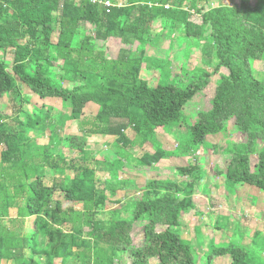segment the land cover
<instances>
[{"label": "trees", "instance_id": "trees-1", "mask_svg": "<svg viewBox=\"0 0 264 264\" xmlns=\"http://www.w3.org/2000/svg\"><path fill=\"white\" fill-rule=\"evenodd\" d=\"M105 1L110 6L106 7ZM209 1L124 0L119 4L117 0H0V52L10 50L12 55L10 72L8 61L3 54L0 56V97H19L23 86L40 100L56 98L65 102L70 120H80L83 108L91 104L95 109L92 120L81 119L90 126L79 136L68 137L70 149L84 155L86 137L92 134L114 138L126 146L130 143L125 135L128 130L141 143L149 142L153 150L131 158L135 165L154 167L167 157L165 150L154 149L155 130L179 121L183 106L206 87L215 70L224 68L227 75L215 83L210 107L198 113L185 143L177 144V150L182 157L200 150L207 136L224 133L228 120L233 119L236 131L246 137L245 144L225 140L210 148L214 154L229 156L225 170H217L224 176V184H245L249 176L242 166L243 157L250 151L264 155V72L252 68L253 61L264 60V0L254 5L238 0L236 7L217 0L215 9L202 14ZM191 12L201 17L200 23L190 20ZM157 20L161 39L171 40L176 31L185 38L197 39L199 59L204 67L212 69L193 67L189 75L181 68L179 76L187 74V84L179 88L170 83L166 62L158 60L154 67V57L145 53L146 45L156 35L151 33L150 24ZM108 39L123 45L113 59L96 48V41ZM143 65L158 70L155 85L140 78ZM29 122L19 119L17 127L10 130L0 124V143L5 147L0 153L1 163L9 162L8 169L14 170L10 173L1 166L0 219L23 195L18 216H33L32 230L19 247L14 246L10 234L0 232V261L40 264L39 260L44 259L42 262L47 264L51 259L66 264L75 248L83 264L124 263V249L114 247L122 239V223L114 217L95 219L115 190L107 195L105 189L96 186L93 169L84 166L75 168L72 178L64 176L50 186L43 185L38 166L34 165L37 153L25 136L34 131L35 124ZM44 147L43 160L52 169L65 164L61 155L60 161L53 159L55 147ZM114 147L113 154L119 159ZM16 151L22 158L11 157ZM196 171L193 166L185 171L184 179L146 180L126 190L127 201L113 213L129 214L131 222L141 223L142 234L151 236L134 249L136 264H150V259L154 264H211L222 256L230 258L229 264H252L237 245L220 246L212 241L200 247L182 239L181 217L190 211L203 214L192 199L202 179ZM255 186L264 192V173L256 178ZM57 192L63 200L55 197ZM76 203L81 204L79 210L73 208ZM83 222L90 225L87 233ZM259 235L257 231L253 238ZM40 237L48 240L47 248L39 249ZM24 249L28 250L27 256Z\"/></svg>", "mask_w": 264, "mask_h": 264}, {"label": "rangeland", "instance_id": "rangeland-1", "mask_svg": "<svg viewBox=\"0 0 264 264\" xmlns=\"http://www.w3.org/2000/svg\"><path fill=\"white\" fill-rule=\"evenodd\" d=\"M117 1L121 4L124 3V0ZM222 1L228 6L236 7L238 5V0ZM247 1L250 5H254L257 0ZM217 5V0H210L204 6L202 14L215 9ZM190 20L200 23L201 17L194 13ZM150 29L151 33L153 32L156 35L153 36L150 44L146 45L145 53L150 57H154V60H151L154 67L158 60L166 62L165 66L168 68L170 75L172 77L175 76L173 79L169 76L168 80L172 81L170 83L179 88H184L187 84L189 76L187 74L179 76L181 68L182 73H186V70L189 73L194 68L212 69L204 67L201 63L199 59L200 52L197 49L199 46L197 39L185 38L180 35L179 31L173 33L169 41L161 39V37H158V32L161 29L158 20L150 24ZM52 40H54V35ZM170 41L171 44L169 46ZM172 43L175 45L171 46ZM191 43H195V45L193 46ZM95 44L96 48L102 50L106 57L110 59L115 58L119 48L123 47L119 40L115 39H108L105 42L96 41ZM173 54H175L176 58L172 56ZM156 55L160 56L155 57ZM0 56L8 61L7 70L10 72L11 51L0 52ZM252 68L254 71L264 72V60L253 61ZM226 75L227 71L224 68L215 70L214 74L210 76L206 87L197 92L183 106L180 120L171 123L167 127H160L155 130L153 135L154 149L161 148L165 150L167 157L160 160L154 167H138L131 159L140 157L144 151L153 152L150 143H141L139 141L140 138L133 132H128L130 143L126 146L115 142L114 138L92 134L89 137L87 136L88 138L86 137L88 139V144L86 145L89 148L85 147L86 152L84 155H80L70 149L68 137L79 136L90 126L88 122L84 124L81 119L86 117L88 121L92 120L95 109L91 104H87L83 108L80 120H70L67 117L69 109L64 104L65 102L56 98L40 100L23 86H20L21 96L15 97L12 94H5V96L0 97V124L4 126L5 130L16 128L18 125L17 121L22 118L30 121L29 124H35L34 131L30 134L27 133L25 136L30 140L29 143L37 153L34 158V165L38 166L37 171L43 185L50 186L54 180L64 176L72 178L75 175V168L84 166L93 169L96 186L103 190L105 189L107 195H110L111 189L115 190V194L109 196L106 206L98 212L95 219L104 221L114 217L116 221L122 223V239H120V243L114 246L115 248L124 249L122 254L124 263L122 264H136L137 256L134 254V249L151 239V236L142 234L141 223L131 222L129 214L124 211H118L116 215L113 213L114 210H119L124 202L127 201L126 190H132L133 184L141 186L146 180L184 179L185 171L193 166L197 167L196 174L200 175L202 179L199 187L193 191L192 199L196 209H201L203 214L199 215L194 211H190L181 217L184 225L180 231L182 239L200 247L208 246L212 241L220 246H226L231 243L242 248L252 264H264V192L255 186L256 178L264 173V155L258 156L250 151L243 157L242 166L249 176L247 183L236 184L231 187L224 184V176L217 174V170H225L229 162V156L214 154L210 147L220 146L225 140L245 144L246 137L236 131L233 119L228 120L224 133L207 136L206 143L200 150L189 151L187 156L184 157L179 156L181 154L177 150V144L185 143L184 140L188 135L189 126L196 122L198 113L210 107L209 102L215 90V83ZM157 77L158 70L148 69L143 65L140 74L141 79L148 81L150 85H155ZM47 133H51L52 136ZM44 146L55 147V152L52 151L53 159L59 160L61 155L65 164H62L63 166L57 169H52L43 160ZM113 146H115L119 159L118 156L113 154ZM4 150V145L0 143V153ZM11 157L13 159L22 158L17 151L11 154ZM115 159L118 160L115 161ZM9 166V162L2 164L0 157V171L1 168L8 169ZM9 172L13 173L14 170H9ZM8 183L5 182V185L10 184ZM137 195L135 194V196ZM23 196L19 197L21 199L14 200L13 205L7 209V215L0 219V232L3 231L10 234L15 247H19L22 238L32 230L31 221L33 216H18V207L24 203ZM57 196L58 199L63 198L58 192L55 197ZM115 201H119V203L115 204ZM73 208L79 210L81 204L76 203ZM82 226L84 233H87L90 225L83 222ZM257 231L260 235L253 238L254 233ZM84 235L81 237H84ZM26 237L28 236L26 235ZM28 240L29 238L26 241ZM38 244L39 249H44L48 247L49 243L45 237H40ZM74 249L73 256L66 264H83L79 255L76 254L78 251ZM24 254L27 256V249H24ZM42 261L44 259L39 260L40 264H44ZM46 262L47 264H60L59 260L50 259ZM149 263L154 264L153 259H150ZM229 263L230 258L227 256L216 257L211 262V264ZM0 264L17 263L13 260H1Z\"/></svg>", "mask_w": 264, "mask_h": 264}, {"label": "built area", "instance_id": "built-area-1", "mask_svg": "<svg viewBox=\"0 0 264 264\" xmlns=\"http://www.w3.org/2000/svg\"><path fill=\"white\" fill-rule=\"evenodd\" d=\"M92 2H95V0H91ZM120 4V3H119ZM104 5L107 7V6H110V3L108 1H105L104 2Z\"/></svg>", "mask_w": 264, "mask_h": 264}, {"label": "crops", "instance_id": "crops-1", "mask_svg": "<svg viewBox=\"0 0 264 264\" xmlns=\"http://www.w3.org/2000/svg\"><path fill=\"white\" fill-rule=\"evenodd\" d=\"M91 106H92V105H91ZM128 132H131V131H128V130H127V131L125 132V135H126L127 137H128V134H129ZM131 133H132V132H131ZM128 139H129V138H128Z\"/></svg>", "mask_w": 264, "mask_h": 264}]
</instances>
